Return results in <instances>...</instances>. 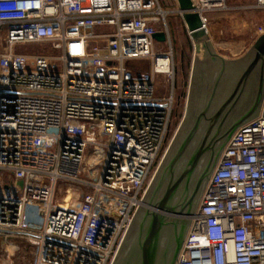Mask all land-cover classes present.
Returning <instances> with one entry per match:
<instances>
[{
  "label": "built area",
  "instance_id": "1",
  "mask_svg": "<svg viewBox=\"0 0 264 264\" xmlns=\"http://www.w3.org/2000/svg\"><path fill=\"white\" fill-rule=\"evenodd\" d=\"M192 1L207 32L227 9ZM166 14L158 0H0V244L26 236L34 264H115L176 136L155 86L175 76L155 49ZM61 183L91 191L59 208ZM187 220L176 264H264V94Z\"/></svg>",
  "mask_w": 264,
  "mask_h": 264
},
{
  "label": "flooded vegetation",
  "instance_id": "2",
  "mask_svg": "<svg viewBox=\"0 0 264 264\" xmlns=\"http://www.w3.org/2000/svg\"><path fill=\"white\" fill-rule=\"evenodd\" d=\"M207 55L208 62H205L200 69L197 68L193 88L190 85L184 117L178 128L179 131L185 125H192L194 120L199 117L197 132L175 166L174 178H178L186 171L201 147H203V153L192 175L186 178L173 198H170L168 205L171 208L186 206L201 180L202 185L195 203L191 209H186V213L182 217L168 215L158 251L157 264L168 263V251L172 252L173 260L176 239L181 236V243H183L188 231V212L193 213L197 209L202 193L217 168L227 142L244 119L255 117L259 113L262 104L264 63L260 60L252 72H248V68L255 58V52L237 60L235 64L227 63L224 70L218 57H213L208 50ZM170 150H172V146ZM171 178L172 171L167 170L156 194V199H162ZM154 183L147 196H150L154 191ZM180 251L181 248L174 264L177 263ZM168 260L170 261V258Z\"/></svg>",
  "mask_w": 264,
  "mask_h": 264
},
{
  "label": "rangeland",
  "instance_id": "3",
  "mask_svg": "<svg viewBox=\"0 0 264 264\" xmlns=\"http://www.w3.org/2000/svg\"><path fill=\"white\" fill-rule=\"evenodd\" d=\"M255 0H227V9L208 14L207 41L215 46L220 54L229 56L231 50L240 52L237 60L254 52L256 41L264 35V10L252 8ZM160 8L166 12V22L162 19L157 29L164 30L168 35L167 42L155 41V49L162 53H173L175 60L174 81L167 76L159 75L155 80L158 96H172L174 102L173 127L170 140L177 134L179 125L184 117L188 92L190 90L192 69H200L208 62L207 50L197 52L196 43L191 38L186 25L178 12L176 0H158ZM210 33V35H209ZM212 36V37H211ZM23 53L44 54L46 47L30 45L19 50ZM131 65L144 72H150L149 61H135ZM90 188L61 183L56 191L55 201L60 204L69 198L68 205L77 207ZM14 247L11 249L9 246ZM35 249L30 239L24 235H16L10 242L0 244V264H34Z\"/></svg>",
  "mask_w": 264,
  "mask_h": 264
},
{
  "label": "water",
  "instance_id": "4",
  "mask_svg": "<svg viewBox=\"0 0 264 264\" xmlns=\"http://www.w3.org/2000/svg\"><path fill=\"white\" fill-rule=\"evenodd\" d=\"M178 4V12L181 15L186 28L196 43L195 49L200 52V46L204 45L206 50L213 57H218L223 66V70L226 68L227 62L220 57L217 53L213 52L211 45L207 41L208 32L203 28L201 18L198 13H195V8L192 0H176ZM154 39L158 42H167L168 35L165 32H157L154 34ZM255 58L251 62L248 72L251 73L256 67L258 62L261 60L264 63V35H262L254 45ZM196 64V63H195ZM192 69L191 76V88H193L195 82V76L197 74L196 65ZM250 118L244 119L242 123L249 120ZM200 118L198 117L194 120L191 125H185L178 131L177 137L172 144V150L168 153L164 159L160 169L158 170L156 177L153 181L154 191L150 196H147L144 207L139 211L135 223L120 251V254L115 262V264H157L158 251L162 242V235L164 227L167 224V217L169 214L172 216H183L186 213V209H191L192 205L195 203L196 196L200 192L202 180L197 185L196 190L189 201V203L182 207H170L168 202L170 198L176 194L180 189L186 178H189L197 163L203 153V147L198 151L196 156L190 162L186 171H184L178 178H174V168L182 158L186 149L190 145L194 135L197 132L198 123ZM239 125V126H240ZM167 170L172 171V178L168 184V188L162 197V199H156V194L163 182L164 176ZM152 183V185H153ZM19 185L22 187L23 183L20 182ZM189 215L192 212H188ZM181 236L176 239V249L172 260V252L168 251L167 254V264H174L178 256L180 248H182L183 243H181ZM170 258V261L168 260Z\"/></svg>",
  "mask_w": 264,
  "mask_h": 264
},
{
  "label": "crops",
  "instance_id": "5",
  "mask_svg": "<svg viewBox=\"0 0 264 264\" xmlns=\"http://www.w3.org/2000/svg\"><path fill=\"white\" fill-rule=\"evenodd\" d=\"M212 14V13H211ZM210 35V33H209ZM212 37V36H211ZM213 52L217 53L220 57H222L227 63H230V64H235V62L237 61L238 59V56L241 55V51L240 52H236L234 53L233 50L234 49H231V46H230V50L231 52L229 53V56H225L224 54H220L217 50H216V47L215 46H211ZM202 49L206 50V48L204 47V45H201L200 46V52L202 51Z\"/></svg>",
  "mask_w": 264,
  "mask_h": 264
},
{
  "label": "bare ground",
  "instance_id": "6",
  "mask_svg": "<svg viewBox=\"0 0 264 264\" xmlns=\"http://www.w3.org/2000/svg\"><path fill=\"white\" fill-rule=\"evenodd\" d=\"M68 201H69V198L65 199V201L63 203H60L59 204V208H63V209H75L74 206L70 207L68 205ZM10 244V243H8ZM10 247L13 246V245H9ZM14 248V247H11V249ZM6 264V263H5Z\"/></svg>",
  "mask_w": 264,
  "mask_h": 264
}]
</instances>
